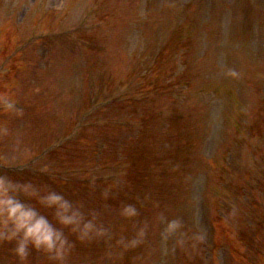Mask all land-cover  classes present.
Wrapping results in <instances>:
<instances>
[{"label": "rangeland", "instance_id": "rangeland-1", "mask_svg": "<svg viewBox=\"0 0 264 264\" xmlns=\"http://www.w3.org/2000/svg\"><path fill=\"white\" fill-rule=\"evenodd\" d=\"M192 1L0 0V264H264V0Z\"/></svg>", "mask_w": 264, "mask_h": 264}, {"label": "clouds", "instance_id": "clouds-1", "mask_svg": "<svg viewBox=\"0 0 264 264\" xmlns=\"http://www.w3.org/2000/svg\"><path fill=\"white\" fill-rule=\"evenodd\" d=\"M86 227H88L86 225ZM24 230V240L18 244L16 248V253L18 256L23 257L26 254L27 250V244L24 241H27L29 239H32L33 233L26 230L24 224H16L15 230L12 232V234L7 237L8 239H13L18 231ZM64 241L60 239L59 236H56L55 234H46L43 235L41 239L33 240V246L34 247H44L45 250L49 252H55L56 258L60 259L62 258L64 254Z\"/></svg>", "mask_w": 264, "mask_h": 264}]
</instances>
